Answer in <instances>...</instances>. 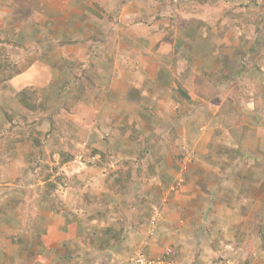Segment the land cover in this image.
I'll list each match as a JSON object with an SVG mask.
<instances>
[{
  "label": "crops",
  "instance_id": "obj_1",
  "mask_svg": "<svg viewBox=\"0 0 264 264\" xmlns=\"http://www.w3.org/2000/svg\"><path fill=\"white\" fill-rule=\"evenodd\" d=\"M51 1L46 0L42 5L46 3V8L51 6V11L62 8L76 22L71 26L72 30H68L69 26L65 21L67 17L62 12L54 15L53 19L45 17L36 31L39 33L38 38L45 41L33 51L37 52L41 60L31 59L25 72L17 78L25 76L27 86L45 89L49 95H54L51 99L57 100L59 95L65 96L60 101L73 96H77V100L81 99L82 103H77V106L68 111L78 115L82 113L89 127L97 119L100 120L99 127L111 137L107 142L92 146L95 155L106 156L110 151H116L122 159L113 163L115 167L118 164V167H135L131 175L133 183L126 188L125 184L118 188L115 179L110 175L107 178L100 168H96L98 165H92L88 173L78 176L81 186H78L76 194L68 196L66 192L62 198L73 199L74 202L70 203L76 206L74 212L78 209L77 212L80 213L81 208L84 209L79 204L91 208L96 216L88 223L81 221L79 217L70 216L67 211L63 212L60 209L62 202L55 207L51 206L52 202L48 204L45 199L54 197L52 191L33 193V197L38 200L34 205L36 212L34 211V221L27 234L29 237L22 239V243H14L15 239L10 237V227L4 225L5 220L0 219V264H127L129 258L137 253L159 258L167 249L172 250L177 264L245 263L244 260L249 257L240 254L241 257L237 259L239 253H245L247 245L252 246L255 251L259 244L256 241L247 243L248 239L239 240L236 231L249 230L246 222L256 212L257 203L260 205L264 201L260 196L264 191L260 193L259 185H256V179L262 176L261 173L253 172L258 174L250 175L247 179L238 176L235 184L228 186L223 175L204 170L203 165L208 161L197 159L201 171L195 174L190 170L183 187L177 192H172L171 188V191L162 193L164 188L165 191L170 188L173 181V177L166 175V168L162 165L165 164L163 158L167 157L163 151L171 145L176 149L177 143L144 141L145 128L148 135L157 133L154 126L163 116V102L172 101V107L175 105L176 93L173 96V90L169 89L171 82L174 89L178 84L186 90L189 83L192 86L196 83L192 75L199 76V82L196 83L198 87L209 80L205 73L199 71L202 67L200 62L196 64L203 59L204 65L207 64L209 52L197 50L199 47L196 46L190 50L193 44H188L187 48L186 44L182 46L176 43L177 39L172 31L162 24L151 28L150 25H154L156 20L160 21L159 16L168 19L169 6L164 1L161 4L156 0H148L147 5L140 6L143 2L137 0H101L106 9L99 10L98 13L86 11L85 5L92 8L93 0H88V4L87 0H83V3L76 0H56L53 4ZM109 8L113 12L107 10ZM173 21L169 20L167 25H172ZM86 23L87 28L82 29ZM202 27H206V24L199 29L202 30ZM33 29L34 27L26 31L25 35L34 42V37L37 36ZM189 33L191 27L188 26L184 39H190ZM17 35L21 36V31ZM100 37L109 44L107 48L105 43L101 44L96 39ZM234 61L237 69L240 62L236 57L231 59L233 67ZM212 62H215L214 66L210 68L205 65L204 72H212L213 69L217 71L219 66L226 70L230 58L228 54L218 52L209 64L212 65ZM221 76L227 81V72H222ZM261 80L264 84V78L261 77L253 81ZM68 83L76 86L72 96L65 95L63 90ZM217 84L221 86L223 82L219 81ZM86 86L94 89V92L85 93ZM257 91L251 94L252 99L260 96L261 92ZM187 94L193 100L194 95L189 90ZM230 94L236 97L234 92H228L229 97ZM196 98L203 100L201 95ZM208 100L206 96L202 111L209 108ZM53 114L49 116V121ZM186 117L182 115L179 118L184 129L179 131L181 139L185 140L184 144L188 141L187 134H192V139L193 134L201 135L206 129H212L213 123L217 132H223L220 129L223 126L220 116L218 120H214L201 113L198 116L201 117L198 121L199 128L196 129L185 126L182 120ZM94 130L98 133L95 127L88 131L78 130V135L84 131L87 132L86 135H91L90 132L93 133ZM173 133L176 134L174 131ZM249 135L250 150L254 151L258 144H264V126H253ZM217 143L224 144L223 141ZM126 149L134 151L132 154H125ZM145 149L147 152L143 153ZM140 155L143 157H139ZM144 169L148 170L150 176L143 173ZM146 177L150 184L143 188ZM242 181L246 182L243 187ZM83 182L90 187L81 189ZM230 194H233L231 198L235 201H225ZM237 199H241L243 203L237 202ZM241 205L244 206L242 209ZM41 207L45 210L43 214ZM110 211L121 216L120 224L106 225L105 220H100L97 216L99 213L106 215ZM2 225L7 229H3ZM33 232L38 237H32ZM256 252L253 253L252 260H249L253 264H264V251Z\"/></svg>",
  "mask_w": 264,
  "mask_h": 264
},
{
  "label": "rangeland",
  "instance_id": "obj_2",
  "mask_svg": "<svg viewBox=\"0 0 264 264\" xmlns=\"http://www.w3.org/2000/svg\"><path fill=\"white\" fill-rule=\"evenodd\" d=\"M44 1L46 0H0V67H2V71H7L9 67L10 71H17V74H21L25 72L31 59L41 60L37 52L34 53L33 51L36 50L34 48L41 47L40 44L45 41H41L38 38L39 33H36L39 29L38 26L45 17L46 19H53L54 15L57 16L58 13L62 12L63 16L67 17L65 21L69 26L68 30H72L76 21H72L69 12L64 11L62 8L51 11V6L46 8V3L42 5ZM55 1L52 0L50 3L53 4ZM76 1L83 3V0ZM137 1L143 2L140 3V6L149 3L148 0ZM156 1L161 4L164 1L169 6L167 10L169 16L168 19L159 16L160 21L156 20L154 25H150L151 28H157L159 24H162L172 31V35L177 39L176 43H180L182 46L186 44L187 48H189L188 44H193L190 50L196 46L199 47L197 50L208 51L210 56L207 57V64H205L207 67L214 66L215 62H212V65L209 63L218 52H224L230 58L226 70H222V67L219 66L217 71L213 69L212 72L203 71L204 59L196 62V64L200 62L202 67L199 71L202 74L205 73L206 78L209 79L205 80L206 82L202 83L201 87L196 85L199 82V76L196 74L192 75L194 82H196L193 83L195 85L192 86L189 83L186 90L178 84L174 89L172 87L173 82H171L172 85L169 89L173 90V96L176 93V100L180 98L177 95L180 87L186 92L189 90L194 95L193 100L189 104L186 101L183 102L186 110L183 114L179 113L181 108L178 109L175 101L176 108L175 105L172 107V101L163 102L162 119L159 118L160 121L154 126L157 133L148 135V130L145 128V142L158 140V142L177 143L176 149L171 145L169 149L163 151L164 156L167 157L163 158L165 164L162 165L164 169L166 168V175L173 177V181L170 188H167L166 191L164 188L162 193L171 191V188L173 189L172 192H177L183 187L186 174L190 170L195 174L201 171L199 169V159L208 161L203 165L204 170H208L207 173L212 172L223 175L224 181L228 182V186H231L232 183L234 185L235 178L238 176L247 179L250 175L255 176L261 173L262 176L256 179V185H259L258 189H260V193H263L264 144H258L254 151L248 147L250 144L249 134L253 126H264V84H262V80L261 82H255L260 77L264 78V0ZM91 3L92 8L85 5L87 13H89V10L98 13L99 10L104 11L106 9H104L101 0H93ZM107 10L113 12L111 8ZM230 14H237L238 18L227 23L225 20ZM169 20H174L172 25H167ZM198 20L200 22L202 20L203 26L205 22L212 29L207 30L206 27H202V30L199 29L202 25ZM225 24L229 25L228 30L223 27ZM216 25L219 26V29L216 28ZM188 26L191 27L190 39H184V32ZM33 27L34 34L37 36L34 37V42L25 35L26 31L31 30ZM86 28L87 23L82 26V29ZM20 31L21 36L18 37L17 34ZM96 39L102 42L101 44L105 43L106 48L109 46L103 40V37ZM235 57L241 66H237V69H235L236 61H234V67L231 65V59L234 60ZM216 58L218 57L216 56ZM222 72L223 74L224 72L228 73L227 81L221 76ZM32 73H35V71L32 70ZM17 77L15 76L9 81H0V219L1 221L5 220L4 225L10 227V237L15 239V244H17V240L29 237H27V234L30 225L34 221V211L36 212L34 205L38 201L33 197V193L41 194L42 191L43 193L44 191H52L54 197L45 199L48 204L52 202L51 206L55 207L62 202L60 209L63 212L67 211L70 216L79 217L81 221L88 223L96 216L91 211L92 209L86 208L84 204H79V207L82 206L84 209L80 207V213L77 212L78 209L74 212L76 206L70 203L73 199H63V195L66 192L68 196L76 194L78 186H81V180L77 177H82L88 173L92 165H98L99 167L96 168H100L107 178L110 175L113 179L115 178V171L121 169L124 172L128 169L126 165L121 167H118L119 164L117 167L113 165L116 160L122 159V156L119 157L116 151H110L106 156L103 154V156L100 154L95 155L92 146L107 142L111 137L106 135L99 127L100 120L97 119V122L89 127L82 113L78 115L72 114L70 110L68 111V109L77 106L82 101L81 99L77 100V96H73L60 101V99H64V95H59L57 100L51 99L54 95H49V92H46L45 89L27 86L25 76L22 78ZM219 81L223 82L222 87L217 84ZM69 82L72 81L69 80ZM70 83L63 87V90H65V95L71 94L72 96V91L76 89V86ZM85 88L87 91L85 93L94 92V89H90L88 86ZM57 90H60L59 87H57ZM257 90L261 92L260 96L257 95L256 98L252 99L251 94L256 93ZM228 92H234L236 97H232L233 94H230L229 97ZM198 94L203 97V100L208 96V109L205 108L202 111L201 107L204 101L196 98V96H200ZM87 103L89 104V102ZM218 106L219 108H217ZM55 111L57 112L53 114ZM51 113L53 116L50 120L53 123L48 120L49 116L52 115ZM201 113L214 120H218L220 116L219 119L222 118L221 121H223V126L220 129H223V132H217L215 123H213L212 129L209 131L206 129L205 133H201V135L198 133L193 134L192 139V134H187L188 141L186 140L184 144L185 140L181 139V133L179 132L184 129L181 127L182 124L179 118L182 115L187 116L182 122H185V126L196 129L199 128L198 121L201 117L198 116ZM95 127L98 133H95L94 130L93 133L90 132L91 135H86L87 132L85 131ZM230 127L232 130H230ZM82 129L85 131L83 134L78 135V130ZM173 139L175 140L170 141ZM216 141H223L224 144H218ZM123 151L120 152H125V154L131 152L132 154L134 149ZM139 157L143 156L140 155ZM134 168L131 167L132 171ZM253 172L258 173L254 174ZM143 173L150 176L146 169L143 170ZM46 182H49V184ZM130 182L131 178L123 184L129 185ZM241 183V187L246 184L243 181ZM149 184L150 182L147 181L146 177L142 187L145 188ZM83 185L81 189L90 187L85 182H83ZM232 195L230 194L229 197L225 198V201H235V199L232 200ZM260 196L264 199V194H260ZM240 201L242 202L241 199H237V202ZM242 207L244 206L241 205L240 209ZM40 210L41 214L45 212L44 207H41ZM110 213L112 214L110 215ZM110 213L106 215H100L99 213L97 216L100 220L104 219L106 225L110 223L120 224L121 220L119 219H121V216L111 211ZM246 224L249 230L242 231L240 229L236 231L238 239L241 241L248 239L246 240L247 243L256 241L259 245L255 247V251L252 246L247 245L246 252L239 253L237 259L241 257L240 254L246 255L249 258L244 260L245 263L240 264H253L251 261L254 257L253 253L256 250L258 252L259 250L264 251V201L260 205L257 203L256 212L251 215L250 221ZM4 225H2L3 229L6 228ZM31 235L34 238L38 237L34 232ZM231 253L234 254V252ZM235 254L237 253L235 252ZM250 258L251 260H249ZM258 259L262 260L261 257Z\"/></svg>",
  "mask_w": 264,
  "mask_h": 264
},
{
  "label": "trees",
  "instance_id": "obj_3",
  "mask_svg": "<svg viewBox=\"0 0 264 264\" xmlns=\"http://www.w3.org/2000/svg\"><path fill=\"white\" fill-rule=\"evenodd\" d=\"M224 16H226V15H224ZM238 18V15L236 14V15H232V14H230V15H228L227 16V18H226V20H225V22H227V23H229V22H232L233 20H236ZM201 22H202V20H201ZM204 22V21H203ZM205 23V22H204ZM206 24V23H205ZM224 24V23H223ZM223 27H225V28H227V30H228V28H229V25L228 24H225V25H223ZM214 28V27H213ZM216 28L217 29H219V27L216 25ZM206 29L207 30H211L212 28H211V26H208L207 24H206ZM1 42V41H0ZM19 75V73L17 74V71H10V68L8 67L7 68V71H2V67H0V76H1V82H4V81H9V80H11L13 77H15V76H18ZM180 89V90H179ZM178 89V91H177V95H178V97H180V98H177V100H175V103L178 105V109H179V107L181 108V111H179V113H184L186 110H185V107H184V104H183V102L184 101H186L188 104L189 103H191V99L189 98V96H188V94H187V92L186 91H184L181 87ZM183 99V100H182ZM182 114H179V115H182ZM50 123H53L52 121H50ZM144 151H146V149L145 150H143V153H145ZM103 156V155H102ZM105 158V157H104ZM103 158V159H104ZM129 169V170H128ZM128 169L126 170V171H122V170H117V171H115V181H116V184H117V186H118V188L120 187V186H122V184L125 182V183H127L128 181H129V179L131 178V175H132V173H133V171H132V169H131V166H128ZM46 183H48L49 184V182H46ZM45 183V184H46ZM132 183V181L129 183V185ZM127 185L128 184H125V186L127 187ZM18 243H22L23 241L21 240V239H19V241H17Z\"/></svg>",
  "mask_w": 264,
  "mask_h": 264
},
{
  "label": "built area",
  "instance_id": "obj_4",
  "mask_svg": "<svg viewBox=\"0 0 264 264\" xmlns=\"http://www.w3.org/2000/svg\"><path fill=\"white\" fill-rule=\"evenodd\" d=\"M127 264H177L170 249L164 251L159 258L148 257L143 253H137L131 256Z\"/></svg>",
  "mask_w": 264,
  "mask_h": 264
}]
</instances>
